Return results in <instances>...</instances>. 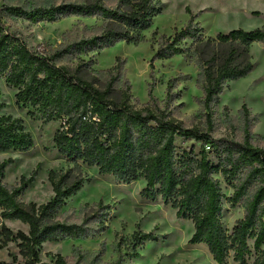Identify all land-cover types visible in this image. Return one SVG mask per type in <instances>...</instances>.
Returning <instances> with one entry per match:
<instances>
[{"label": "trees", "instance_id": "obj_1", "mask_svg": "<svg viewBox=\"0 0 264 264\" xmlns=\"http://www.w3.org/2000/svg\"><path fill=\"white\" fill-rule=\"evenodd\" d=\"M160 12L159 0H61L28 7L0 4V73L16 89L17 104L30 107V113L45 122L61 121L52 137L59 154L72 162L94 166L98 173L111 175L121 183L142 178L145 184L139 195L150 201L159 198L175 210L177 218L190 220L193 232L189 242L206 244L217 264H230L229 257L234 264H264V145L255 139L264 141V137L252 133L256 116L245 104L240 108L241 137L214 136L209 116L205 129L170 118L158 105L152 87L148 90L151 107L137 109L126 102V93L115 98L109 83L98 88L82 78L78 74L81 64L75 72L56 64V59L64 55L82 61L81 55L118 41L137 44ZM67 15L93 17L100 23L51 50L43 47L34 51L19 36L4 30L7 16L38 22ZM253 43L264 44V22L253 29L235 28L206 36L191 16L172 34L160 35L153 59L179 54L194 61L198 66L196 81L203 90L202 103L208 108L218 101L227 81L251 72L249 48ZM121 68L115 64L101 72L110 73L111 81H116ZM123 81L129 91V81ZM189 141L197 142L198 149L194 144L183 145ZM32 145L31 135L18 119L0 116V151H25ZM9 161L0 162V247L16 241L24 264H78L60 254L43 262L38 247L45 241L86 238L103 231L110 219V206L97 202L99 212L80 223L60 220L59 212L82 187L83 178L71 169L50 171V199L25 204L19 196L33 181L35 172L22 176L16 185H6L3 176ZM219 177L231 188L229 196L221 190ZM223 198L231 205L242 202L244 207L230 231L220 222ZM4 219L23 223L28 231L13 232ZM159 237L151 231H134L128 238L127 252L119 253L109 264H122L126 256H139V245Z\"/></svg>", "mask_w": 264, "mask_h": 264}, {"label": "rangeland", "instance_id": "obj_2", "mask_svg": "<svg viewBox=\"0 0 264 264\" xmlns=\"http://www.w3.org/2000/svg\"><path fill=\"white\" fill-rule=\"evenodd\" d=\"M59 1L0 0V4L28 7ZM159 6L161 12L152 18L150 27L143 32L144 38L139 43L118 41L112 46L81 55L84 63L80 58L64 55L56 59V64L66 66L72 72L81 64L78 74L82 78L93 82L98 88H104L109 83L115 98L126 93V102L137 109L151 107L148 90L152 87L158 105L168 112L170 118L186 126L205 129L209 116L214 136L241 137L240 108L245 104L256 116L252 133L264 137V44L253 43L250 46L249 54L253 63L251 72L239 79L227 81L218 101L208 108L202 103L203 90L196 81L198 66L194 61L179 54L153 59L160 35L172 34L175 29L184 26L191 16L203 27L206 36L226 33L235 28L248 30L261 26L264 22V0H159ZM4 22V30L19 36L34 51L43 47L51 50L59 43L74 41L85 35L90 27L100 23L93 17L77 15L38 22L7 16ZM115 64L122 67L119 70L120 77L111 81V74L101 70L112 68ZM185 75L189 78H185ZM123 78L130 83L129 91H126ZM15 92L16 89L7 84L0 73V102L3 103L0 116L18 119L31 135L33 145L25 151H0V162L11 159L4 168L3 182L9 186L16 185L22 176L28 177L35 172L33 181L19 199L25 204H40L53 195L48 173L71 169L75 175L83 178V185L66 200L58 214L60 220L80 223L94 212H99L97 202L110 206V219L103 231L86 238L65 237L45 241L38 247L41 261L50 262L60 254L70 263L109 264L119 253L127 252L128 238L134 231H151L161 237L139 245V256H126L122 264H217L206 244L189 242L193 232L190 220L177 218L175 210L164 205L159 198L150 201L139 195L145 184L142 178L128 184L121 183L111 175L98 173L94 166L81 161L72 162L59 154L52 137L61 121L45 122L36 114H31L30 107L16 103ZM224 106L227 108L224 109ZM255 139L264 145V141L257 137ZM191 144L195 145V150L198 149L197 142L189 141L183 145ZM219 186L225 196L230 195L232 190L221 177ZM222 205L220 222L223 228L230 231L235 220L243 215V203L231 205L223 198ZM3 222L13 232L28 231L27 225L17 220L4 219ZM0 261L24 264L16 241H8L0 247ZM228 262L234 264L231 257Z\"/></svg>", "mask_w": 264, "mask_h": 264}]
</instances>
